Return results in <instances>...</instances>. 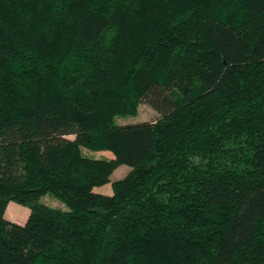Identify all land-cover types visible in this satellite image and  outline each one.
I'll return each mask as SVG.
<instances>
[{
	"label": "trees",
	"instance_id": "1",
	"mask_svg": "<svg viewBox=\"0 0 264 264\" xmlns=\"http://www.w3.org/2000/svg\"><path fill=\"white\" fill-rule=\"evenodd\" d=\"M0 264H264V0H0Z\"/></svg>",
	"mask_w": 264,
	"mask_h": 264
},
{
	"label": "rangeland",
	"instance_id": "2",
	"mask_svg": "<svg viewBox=\"0 0 264 264\" xmlns=\"http://www.w3.org/2000/svg\"><path fill=\"white\" fill-rule=\"evenodd\" d=\"M157 118L158 113L156 111H154L150 106L145 103H139L134 112L128 114H119L114 118V121L116 124L121 125L154 121ZM82 152L84 155L93 158H105L108 160L114 158V154L108 149L93 150L86 148L83 149ZM130 169L131 167L125 164L114 167L110 175V181L123 178ZM111 189V183L109 182L103 186L96 187L95 191H100V193H102L110 191ZM41 202L50 207L67 209V207L62 202L50 195H45L44 197H42Z\"/></svg>",
	"mask_w": 264,
	"mask_h": 264
},
{
	"label": "crops",
	"instance_id": "3",
	"mask_svg": "<svg viewBox=\"0 0 264 264\" xmlns=\"http://www.w3.org/2000/svg\"><path fill=\"white\" fill-rule=\"evenodd\" d=\"M102 193L112 194V189L110 191L102 192ZM29 214H30V210L28 207L12 201L9 202L5 211L6 218L19 224H24L27 221Z\"/></svg>",
	"mask_w": 264,
	"mask_h": 264
}]
</instances>
